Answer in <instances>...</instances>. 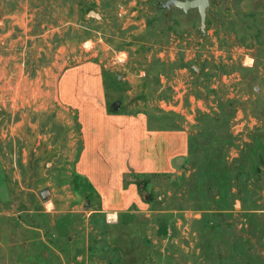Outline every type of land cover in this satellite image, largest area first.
Instances as JSON below:
<instances>
[{"label": "rangeland", "instance_id": "1", "mask_svg": "<svg viewBox=\"0 0 264 264\" xmlns=\"http://www.w3.org/2000/svg\"><path fill=\"white\" fill-rule=\"evenodd\" d=\"M166 1L0 0V264H264V0H209L203 31ZM87 60L108 105L191 133L142 210L108 214L75 170L53 93Z\"/></svg>", "mask_w": 264, "mask_h": 264}, {"label": "crops", "instance_id": "2", "mask_svg": "<svg viewBox=\"0 0 264 264\" xmlns=\"http://www.w3.org/2000/svg\"><path fill=\"white\" fill-rule=\"evenodd\" d=\"M53 95L76 117L82 146L75 170L108 214L142 210L135 179L173 175L187 163L188 129L160 124L141 112L111 111L102 69L92 60L60 72Z\"/></svg>", "mask_w": 264, "mask_h": 264}, {"label": "water", "instance_id": "3", "mask_svg": "<svg viewBox=\"0 0 264 264\" xmlns=\"http://www.w3.org/2000/svg\"><path fill=\"white\" fill-rule=\"evenodd\" d=\"M209 0H168L160 5L161 9H170L174 7L178 10L187 13L188 11L196 10L200 17V29L203 31L205 28V19H206V9L208 7ZM89 16L93 17L94 13H88ZM118 103L113 104L112 109L117 110ZM41 198L46 199L47 193L46 191L41 193Z\"/></svg>", "mask_w": 264, "mask_h": 264}, {"label": "trees", "instance_id": "4", "mask_svg": "<svg viewBox=\"0 0 264 264\" xmlns=\"http://www.w3.org/2000/svg\"><path fill=\"white\" fill-rule=\"evenodd\" d=\"M111 111H114V110L111 108ZM140 178H144V177H139V178L135 179V183H136L137 187H138V180H140ZM138 190H139V188H138ZM139 193H140V190H139Z\"/></svg>", "mask_w": 264, "mask_h": 264}]
</instances>
